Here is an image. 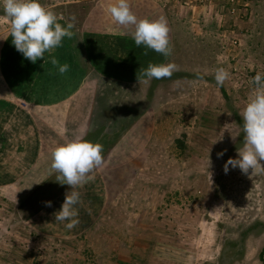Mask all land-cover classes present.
<instances>
[{
    "label": "rangeland",
    "instance_id": "1",
    "mask_svg": "<svg viewBox=\"0 0 264 264\" xmlns=\"http://www.w3.org/2000/svg\"><path fill=\"white\" fill-rule=\"evenodd\" d=\"M148 1L157 8L132 11L140 19H167L168 57L116 35L132 29L114 22L111 0H41L62 24L74 23V37L62 44L78 54L79 83L82 73L87 79L106 71L103 113L92 118L110 130L103 165L85 186L105 199H85L78 207L94 211L90 222L64 236L57 221L36 214L53 199L52 190L69 187L57 175L50 190L39 187L23 208L12 191L0 189V264H264V226L256 224H264V172L224 171L243 146V133L235 140L231 133L241 128L239 113L256 91L253 77L264 73V0ZM10 23L0 7V44H13ZM125 60L136 61L137 70L113 80L110 65ZM167 62L179 67L170 79L139 83L149 64ZM28 64L24 59L19 67ZM220 68L230 74L223 86L214 79ZM89 87L87 93L95 91ZM120 133V145L108 151ZM30 217L55 222L57 230L42 232Z\"/></svg>",
    "mask_w": 264,
    "mask_h": 264
},
{
    "label": "crops",
    "instance_id": "2",
    "mask_svg": "<svg viewBox=\"0 0 264 264\" xmlns=\"http://www.w3.org/2000/svg\"><path fill=\"white\" fill-rule=\"evenodd\" d=\"M13 47V44L6 45V42L0 44V189L12 191L20 205L35 196L34 193L39 187L58 176L50 167L52 152L57 145L69 142L77 136H84L87 140L101 143L105 147L103 139L110 125H103L97 120L91 130L92 117L98 115L99 111L103 113L100 110V101L103 102V97H106L103 95L106 71L101 69L100 72L93 73L90 77L93 81L89 77L86 79V74L82 73L79 83L81 68L77 61L78 54L68 43L54 49L48 59L42 58L43 63L41 59L36 63L29 60L28 67L22 65L20 68V63L26 58L20 52L12 55ZM54 58L59 65H69L67 76L59 72V65L52 63ZM136 64V61L131 60L112 63L110 71H114L113 80L120 81L131 76L133 72L130 70H137ZM97 75L100 77L96 79ZM88 85H91L89 91L96 92L87 93L85 90ZM122 138L123 134L122 137L118 136V143L115 147L114 144L111 145L108 151H114ZM69 188L70 186L64 190ZM106 204L105 202L103 207ZM61 206L54 207V212ZM48 209L53 210L47 207L40 215L49 213ZM46 220L50 223L56 222L55 214ZM79 222L77 230L81 232L86 229V221L79 219ZM50 223L39 222L34 226H39L45 233L56 231L54 223ZM57 224L64 227L61 230H65L60 234L68 236L69 232L66 230L69 229L65 224L59 221Z\"/></svg>",
    "mask_w": 264,
    "mask_h": 264
},
{
    "label": "clouds",
    "instance_id": "3",
    "mask_svg": "<svg viewBox=\"0 0 264 264\" xmlns=\"http://www.w3.org/2000/svg\"><path fill=\"white\" fill-rule=\"evenodd\" d=\"M0 7L11 22L13 45L32 63L45 58L46 53H51L62 45L65 38L71 39L74 35V23L62 24L41 0H0ZM108 12L116 24L132 29L131 37L137 47L145 46L165 57L172 54L170 28L164 16L140 19L132 11L129 0H117L108 7ZM52 63L59 65L55 58ZM58 70L64 74L69 71V65H59ZM177 71L179 67L173 62L149 64L143 70V80H139V83L170 79ZM229 77V72L223 68L216 70L214 75L218 86H223ZM252 82L256 85V91L239 113L242 126L235 135L231 133L234 140L243 133V146L238 149L237 158L226 161L225 173L229 171V166L238 167L244 174H248L250 169L252 173L264 172V73L257 72ZM223 155V152L218 153L220 157ZM103 162V145L91 142L84 136H77L54 148L50 167L58 174L57 180L61 184L71 187L61 208L55 213V220L64 223L67 229L71 230L79 224L81 193L77 189L92 178L90 174ZM47 206L51 207L50 201Z\"/></svg>",
    "mask_w": 264,
    "mask_h": 264
},
{
    "label": "trees",
    "instance_id": "4",
    "mask_svg": "<svg viewBox=\"0 0 264 264\" xmlns=\"http://www.w3.org/2000/svg\"><path fill=\"white\" fill-rule=\"evenodd\" d=\"M111 2L114 4V3H116L117 2V0H111ZM111 3V4H112ZM129 3H130V6H131V9H139V10H141V11H146L147 12V10H149L150 9V5H151V3L148 1V0H129ZM148 3V4H147ZM110 3H108V4H105V6L107 7V5H109ZM110 6V5H109ZM152 7L151 8H154L155 7V5L153 4V5H151ZM157 7H155L154 9H156ZM60 22H61V20H59ZM108 21H106V20H103V19H101V21H100V25H101V27L102 28H104V27H109V23L110 22H108ZM118 32H120V33H118ZM115 34L116 35H118V36H124V38H127L128 36H131V34L128 32V31H123V32H121V31H116L115 32ZM74 37V36H73ZM70 41H71V39H70ZM79 72H81V70H79ZM147 105V104H146ZM146 105H141V109H144V107L146 106ZM123 109H125V108H123ZM126 110V109H125ZM124 110V111H125ZM123 111V112H124ZM123 112H119L117 115L118 116H120ZM136 116V115H135ZM134 116V117H135ZM114 120H117V118H116V115H115V117H114ZM108 123H110V120L108 119V121H107ZM97 124V119L96 118H93V121H92V126H91V130H93V126L94 125H96ZM110 130V128L107 130V133H108V131ZM122 133H120V135H121ZM96 138H98V137H96ZM57 181V180H56ZM56 181H55V179H53L52 181H48L47 183H45L44 185H43V190L44 191H46V190H50V188L52 187V186H54L55 184H56ZM54 184V185H53ZM58 186V185H57ZM85 186H87V185H83L82 187H80L79 189H77L78 191H80V193H81V203H84V200L86 199H94V198H97V200L96 201H98L99 199H101V198H104L105 199V193L102 191V192H100V194H102V195H100V194H98L97 195V191L95 190V189H93V188H91V186H94V185H88V186H90V188H87V189H85ZM41 190V189H40ZM69 191H71V187L68 189V190H62V192H60V191H57V192H54L53 190L51 191V197L53 198L52 200H50V202L52 203V205H58L59 203L60 204H63V202H64V200H65V198H66V193L67 192H69ZM96 195V196H95ZM59 197V198H58ZM33 198V197H32ZM31 198V199H32ZM31 199H29V200H27V201H25V203H23V204H21L20 203V205H22V207L21 208H23L25 205L26 206H28V204H29V202H30V200ZM88 201V200H87ZM103 201V200H102ZM102 201L100 202V203H102ZM19 205V206H20ZM24 205V206H23ZM51 205V207H49L50 209H53L54 207H56V208H58L57 206H52ZM46 207H47V204L46 205H44V206H42L40 209H42V210H45L46 209ZM40 209H38V212L36 213V214H38V216L40 215V213L42 212V210H40ZM101 209V205H99L96 209H95V213H97V211L98 210H100ZM48 212L49 213H46V214H42V215H40L39 216V218L41 219V218H43V217H45V218H48V217H50L49 215L50 214H53L52 212H53V210H49L48 209ZM91 213L93 214L94 213V211H89L88 213H87V210L85 209H83L82 211L81 210H79V216H78V219H81V220H83L84 218L86 219V222L87 223H89L90 222V215H91ZM34 216V215H33ZM31 218V217H30ZM34 219V222L32 223V222H30V223H32V225L34 226V224H36V219L35 218H31L30 219V221H32ZM92 219H93V217L91 216V221H92ZM258 226H264V224L263 223H260V222H257L256 223ZM40 229V228H39ZM91 245V243H88V248H90V251L89 252H91V251H94V249H93V247H92V245ZM94 253V252H93ZM261 256H263V253L261 254Z\"/></svg>",
    "mask_w": 264,
    "mask_h": 264
}]
</instances>
